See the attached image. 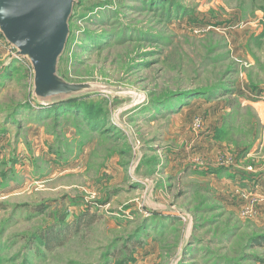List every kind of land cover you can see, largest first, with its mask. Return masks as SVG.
<instances>
[{"label":"rangeland","instance_id":"374dc122","mask_svg":"<svg viewBox=\"0 0 264 264\" xmlns=\"http://www.w3.org/2000/svg\"><path fill=\"white\" fill-rule=\"evenodd\" d=\"M69 27V113L0 51V264L36 228L67 241L30 264H264V0H78Z\"/></svg>","mask_w":264,"mask_h":264},{"label":"water","instance_id":"95a60500","mask_svg":"<svg viewBox=\"0 0 264 264\" xmlns=\"http://www.w3.org/2000/svg\"><path fill=\"white\" fill-rule=\"evenodd\" d=\"M74 1L0 0V33L15 48L8 62L27 58L33 71L32 94L40 104L79 96V88L72 91L57 74Z\"/></svg>","mask_w":264,"mask_h":264},{"label":"trees","instance_id":"16d2710c","mask_svg":"<svg viewBox=\"0 0 264 264\" xmlns=\"http://www.w3.org/2000/svg\"><path fill=\"white\" fill-rule=\"evenodd\" d=\"M78 0H75L74 3H73V7H72V11H71V14H70V17L68 19V26H69V21H70V18L72 17V14H73V8H74V5L77 3ZM154 2V1H153ZM171 5V4H170ZM172 5H175V3H172ZM171 13H173L171 11V9H169L168 11H165V14L167 16H172ZM85 34H87V31L86 29L82 30ZM69 35H70V27H69V34H68V37H67V41H66V44H65V47L68 43V39H69ZM103 38V37H102ZM88 40V39H87ZM91 43V40L89 41H86V44H90ZM64 52V51H63ZM60 60V59H59ZM9 68V67H7ZM194 92V91H193ZM185 93V92H184ZM183 93V94H184ZM89 96L88 95H83V96H74V97H69V98H66V99H61V100H58V101H55L53 103H50V104H46L45 105V108L43 109H50L48 111H52V114H56L57 113V110H63L64 108H67L66 111H60V112H63V113H69V110H72L74 109L75 107L77 108H82L83 104L80 103V104H76V102H79L80 100H83V99H86L88 98ZM167 98H170L171 95L169 96H165ZM163 97V98H165ZM163 99L161 98H153L152 100H150L149 102L151 103H154V102H159L162 103L163 101H161ZM91 103V102H90ZM90 103H85V106L83 107V109L86 110V113H90L91 111L92 112H97L95 110H93V108H91V104ZM37 105L40 107L42 106L41 104H38ZM42 108V107H40ZM91 110V111H90ZM47 111V110H46ZM63 115V114H62ZM69 116V115H67ZM72 116V115H70ZM94 116L96 117V113H94ZM73 117H77L76 116H73ZM100 117H103V115L101 114ZM64 220H65V217H63V215L59 218V221H61V223H58V224H62L64 223ZM55 225V224H54ZM53 228V226H52ZM42 229V228H41ZM41 229L39 230V228H36L31 235H29L31 238L30 239H26L25 241V246L27 244H29L30 246L24 251L25 254H24V258L21 262L17 263V264H27L25 261L28 262V264H30L29 260L26 259V257L28 256L27 253H30L32 255L35 256L36 254V251L38 250V244L39 243H43L44 247L49 250V251H52L53 249L59 247V246H62L66 241H67V233L66 232H61L60 230L59 231H56V232H52L51 234H43V231H41ZM43 230V229H42ZM47 231V230H44V232ZM62 233V234H61ZM61 234V235H60ZM0 235H1V231H0ZM2 236V235H1ZM35 242H38V243H35ZM35 243V246L36 248L33 250V244ZM28 251V252H27ZM13 261V260H12Z\"/></svg>","mask_w":264,"mask_h":264},{"label":"crops","instance_id":"0c3cea01","mask_svg":"<svg viewBox=\"0 0 264 264\" xmlns=\"http://www.w3.org/2000/svg\"><path fill=\"white\" fill-rule=\"evenodd\" d=\"M10 49L13 48L9 43H7V41L4 39V37L2 36V34L0 33V51H5L4 49ZM0 59L3 60L4 56H1L0 54Z\"/></svg>","mask_w":264,"mask_h":264},{"label":"built area","instance_id":"2783aa9c","mask_svg":"<svg viewBox=\"0 0 264 264\" xmlns=\"http://www.w3.org/2000/svg\"><path fill=\"white\" fill-rule=\"evenodd\" d=\"M12 49V48H11Z\"/></svg>","mask_w":264,"mask_h":264}]
</instances>
